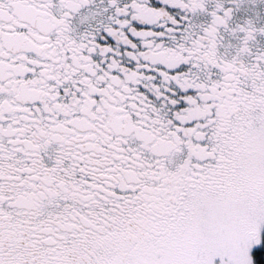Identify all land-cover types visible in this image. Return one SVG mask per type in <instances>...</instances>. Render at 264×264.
I'll list each match as a JSON object with an SVG mask.
<instances>
[{
  "label": "snow or ice",
  "instance_id": "1",
  "mask_svg": "<svg viewBox=\"0 0 264 264\" xmlns=\"http://www.w3.org/2000/svg\"><path fill=\"white\" fill-rule=\"evenodd\" d=\"M0 264H264V0H0Z\"/></svg>",
  "mask_w": 264,
  "mask_h": 264
}]
</instances>
